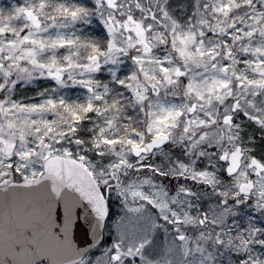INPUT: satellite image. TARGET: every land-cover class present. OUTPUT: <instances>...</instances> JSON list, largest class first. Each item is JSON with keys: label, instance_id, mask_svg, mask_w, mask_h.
Listing matches in <instances>:
<instances>
[{"label": "snow or ice", "instance_id": "1", "mask_svg": "<svg viewBox=\"0 0 264 264\" xmlns=\"http://www.w3.org/2000/svg\"><path fill=\"white\" fill-rule=\"evenodd\" d=\"M0 264H264V0L0 7Z\"/></svg>", "mask_w": 264, "mask_h": 264}, {"label": "rangeland", "instance_id": "2", "mask_svg": "<svg viewBox=\"0 0 264 264\" xmlns=\"http://www.w3.org/2000/svg\"><path fill=\"white\" fill-rule=\"evenodd\" d=\"M13 2H22V0H0V7H7L10 6ZM90 2V0H89ZM97 33H99V29H96ZM68 95L75 99L77 94L82 93L83 89H80L79 87H75V88H70V89H66L65 90ZM29 95L32 94L31 90H29Z\"/></svg>", "mask_w": 264, "mask_h": 264}]
</instances>
